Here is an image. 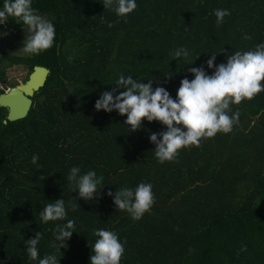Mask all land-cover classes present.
Listing matches in <instances>:
<instances>
[{
    "label": "trees",
    "instance_id": "trees-1",
    "mask_svg": "<svg viewBox=\"0 0 264 264\" xmlns=\"http://www.w3.org/2000/svg\"><path fill=\"white\" fill-rule=\"evenodd\" d=\"M102 2L32 0L56 30L54 46L39 55L11 53L0 39V80L14 66L50 70L24 120L5 124L0 108V264H39L49 254L59 264H90L98 229L118 234L125 248L120 264H264V91L231 106L240 116L230 133L181 149L163 164L149 137L165 126L144 120L130 132L126 116L95 109L120 74L151 81L175 98L180 81L194 79L190 68L212 74L210 54L219 65L236 51L254 50L264 43V0H136L126 18ZM216 9L231 13L220 26ZM24 28L28 34L10 18L0 32ZM179 48L187 58L173 59ZM72 167L103 177L95 200L78 199L67 181ZM142 182L152 184L155 203L133 221L107 193ZM61 198L75 232L59 249L55 229L67 220L43 223L40 212ZM36 232L33 261L25 241Z\"/></svg>",
    "mask_w": 264,
    "mask_h": 264
},
{
    "label": "clouds",
    "instance_id": "clouds-1",
    "mask_svg": "<svg viewBox=\"0 0 264 264\" xmlns=\"http://www.w3.org/2000/svg\"><path fill=\"white\" fill-rule=\"evenodd\" d=\"M102 4L118 18H126L137 8L136 0H103ZM230 14L227 9H216V25L220 26ZM10 18L27 27L28 35L19 49L24 55H39L54 46V24L32 7V0H3L0 25H6ZM0 35L6 33L0 32ZM245 39L251 37L246 35ZM188 55L186 49L179 48L173 53V59L187 58ZM210 56L206 63L208 69H214L212 74H207L203 66L190 68L194 79L183 78L175 98L164 87L153 88L151 81L138 82L132 76L120 74L115 87L100 94L95 109L108 113L116 111L126 116L124 124L130 127V132L140 129L144 120L159 122L166 131L154 132L149 137L155 145V157L161 164L173 161L181 149L199 147L202 140L214 138L217 133H230L240 116L238 110L232 112L231 106L251 101L264 91V43L256 45L254 50L236 51L228 56L226 63L219 65L215 64L216 54ZM165 76L171 79L169 73ZM38 159L39 156L34 154L31 162L36 164ZM80 172L79 167H72L67 181L75 185L78 199L95 200L102 189L98 190V185L102 184L103 177L98 178L95 171L83 175ZM152 187L151 183L142 182L134 190L122 188L114 194L109 191L107 195L113 197L117 210L126 211L133 221H138L155 203ZM75 207L73 205V209ZM40 219L43 223L67 220L65 224L57 225L54 233L55 239L61 242L59 249L66 247V241L75 232V221L67 219L65 201L61 198L48 203L40 212ZM94 235L97 239L91 248L90 264H120L125 248L118 234L98 229ZM40 236L41 233L36 232L34 238L25 241L26 251L33 261L39 257ZM240 251H247V246ZM39 264H59V261L55 255L49 254L39 259Z\"/></svg>",
    "mask_w": 264,
    "mask_h": 264
},
{
    "label": "water",
    "instance_id": "water-1",
    "mask_svg": "<svg viewBox=\"0 0 264 264\" xmlns=\"http://www.w3.org/2000/svg\"><path fill=\"white\" fill-rule=\"evenodd\" d=\"M49 74V69L34 66L25 83L0 96V108L7 111L5 124L26 118L32 107L31 99L44 87Z\"/></svg>",
    "mask_w": 264,
    "mask_h": 264
},
{
    "label": "rangeland",
    "instance_id": "rangeland-1",
    "mask_svg": "<svg viewBox=\"0 0 264 264\" xmlns=\"http://www.w3.org/2000/svg\"><path fill=\"white\" fill-rule=\"evenodd\" d=\"M27 35L26 29L24 28L21 33L6 32V35H0V39H3L4 47L11 53L26 56L19 49L23 46V39L26 38ZM28 74L29 71L22 66L8 68L5 73V80H0V92L8 91L9 89L23 84V82L27 80Z\"/></svg>",
    "mask_w": 264,
    "mask_h": 264
},
{
    "label": "flooded vegetation",
    "instance_id": "flooded-vegetation-1",
    "mask_svg": "<svg viewBox=\"0 0 264 264\" xmlns=\"http://www.w3.org/2000/svg\"><path fill=\"white\" fill-rule=\"evenodd\" d=\"M28 76H29V74H28ZM28 76H27V78H28ZM26 81V80H25ZM25 81L23 82V83H25Z\"/></svg>",
    "mask_w": 264,
    "mask_h": 264
}]
</instances>
